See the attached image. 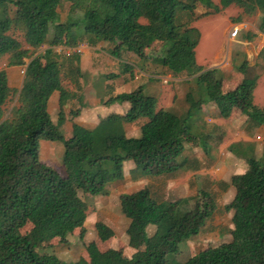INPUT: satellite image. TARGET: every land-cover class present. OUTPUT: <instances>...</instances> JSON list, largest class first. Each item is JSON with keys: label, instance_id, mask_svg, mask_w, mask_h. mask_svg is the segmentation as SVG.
<instances>
[{"label": "trees", "instance_id": "trees-1", "mask_svg": "<svg viewBox=\"0 0 264 264\" xmlns=\"http://www.w3.org/2000/svg\"><path fill=\"white\" fill-rule=\"evenodd\" d=\"M67 1L66 17L61 20L62 0H0V57L7 56V66H25L17 101L9 109L5 106L14 91L5 71H0V264H264V161L252 157L246 160L247 170L230 179L235 195L224 206L232 211L227 243L208 247L184 262L173 261L179 246L196 236L214 213L213 197L199 191L190 199L158 201L145 187L119 196L120 212L130 221L125 231L128 244L136 249L131 257L117 249L101 251L95 242L85 248L88 260L75 263L41 252L51 240L66 242L75 230L83 238L87 206L79 193L107 195V185L122 179L124 162L133 161L140 175L156 177L183 170L186 147L201 148L209 155L211 134L193 130L190 120L208 101L221 118L239 111L250 122L264 125V107L252 103L256 77L246 63L238 68L243 79L227 92L222 91L217 69L204 70L195 63L199 32L189 24L199 17L193 15L197 4L220 11L211 0ZM220 1L221 8L235 4L249 14L259 0ZM178 7L189 13L186 22L176 15ZM259 28L264 31V10ZM83 42L111 44L109 54L116 59L123 50L139 58L149 55L172 74L193 77L199 97L187 94L189 108L184 116H177L157 109L156 99L139 86L102 101L103 105L129 103L123 116L111 114L93 129L74 124L71 135L64 137L63 107L74 98L64 80L77 81L80 71L73 56L78 53L55 50L73 49ZM156 43L160 45L155 56L150 55ZM44 44L48 45L44 53L34 55ZM54 92L59 94L56 123L47 109ZM80 108L68 115L77 117ZM140 119H145L140 135L127 137L123 123ZM40 141L62 144L64 175L40 161ZM191 200L193 206L186 208ZM149 225L155 226L152 236L146 233ZM95 229L101 244L113 237L102 222Z\"/></svg>", "mask_w": 264, "mask_h": 264}, {"label": "crops", "instance_id": "crops-1", "mask_svg": "<svg viewBox=\"0 0 264 264\" xmlns=\"http://www.w3.org/2000/svg\"><path fill=\"white\" fill-rule=\"evenodd\" d=\"M211 2L220 8V11L215 13L211 9H207L204 5L197 4L193 13L196 11L199 12L202 18L198 17V19L190 22L189 26L198 30L196 25L202 19L214 18L216 16L219 20L222 18V21L225 23L222 43L219 47H216L213 40L210 38L216 32L214 26L205 32L204 37L198 30L199 40L193 50L195 63L204 70H218L222 81V91L224 86L228 88L229 85L237 82L235 86L223 92L232 90L241 82L243 75L239 73L238 68L242 63H246L251 68V75L256 77V83L252 91V103L258 108H263L264 31L260 30L259 27L264 10V0H259L257 3H254V10L249 14L244 13V10L235 4H230L225 8H221L220 0H211ZM188 14L189 13L186 11H182V13L179 14L180 20L186 22L189 17ZM220 15H223V17H220ZM232 17H236L237 21L230 23L229 19ZM224 18L229 19L225 22ZM61 20L63 19L61 18ZM140 21L145 23L143 19H140ZM234 27H237L238 32L235 37H230V32ZM206 38H208L207 41H205ZM232 44H234V46H232ZM111 47V44L104 42H99L94 46H90L86 42H83L78 44L77 47H73V49L56 48L55 51L57 53H78V55L74 54L73 56L78 58V68L80 71L78 82H71L67 77L64 80L67 84L66 88L74 95V98L69 99L63 107L65 120L62 124L61 131L64 137H69L71 135L72 126L74 124L86 129H93L101 119L111 114L123 116L130 108L129 103L123 102L120 104L103 105L102 101L107 100L111 96L132 92L139 86L143 88V92L146 96L156 99L157 109L168 110L175 114V109H178V102L183 104V100L186 102V95L192 93L190 89L192 85L191 78L188 77L184 79L186 93L179 95L182 91L177 88L178 83L182 85L181 80L172 78L175 82L167 83L165 81L166 84L162 85L159 79H161L164 74L169 78L170 76L176 77V75L162 68L153 58H150L149 55H145L146 57L144 58H139L134 53L123 50L121 51L120 59H116L109 54ZM47 48V44L42 45L34 55H42ZM206 51L209 52L208 57L204 56ZM25 62L27 63L28 60H25ZM124 65H126V67H124ZM24 69L25 66H7V56L0 57V71H5L8 86L14 91V98L11 106L17 101L18 91L21 88L24 78V73L22 74L21 72L24 71ZM233 71L237 74V79L233 76L229 78V74H233ZM112 74H117L118 76L111 78L110 75ZM150 89L157 90V93L153 94V92H148ZM176 89L177 91L179 90L178 94L175 92ZM58 97V92H54L48 101L47 109L53 123H56V121L53 120L52 116H56L57 118L59 109ZM184 104V111H187L189 104ZM73 105H75L74 109H78L82 106L79 115L74 118L68 115L71 110H74ZM200 117L199 120L192 121L193 130L206 132L205 130H207L208 127H212L216 132L220 133V135H217V133L211 135L209 139V143L215 141V144L218 142V146L220 145L219 148H215L217 151H213L212 153V157L216 156L212 160L213 165H209L207 161L209 157L204 154L201 148L190 147H186L182 155V157L186 159L185 168L172 175H161L156 177L140 175L136 173L133 161L129 160L123 163L122 179L109 183L106 187L108 194L105 196H93L96 198L95 200L100 198V203L103 204V199L109 197L112 201H109L106 206H114V201L116 200V208L119 210L118 212H120V195L131 194L146 187L149 188L153 196L152 185L158 181L160 183L164 182L162 186L159 187L161 189H158L161 195L166 196L165 200L173 201L176 199L190 198L196 195L198 190L221 187L224 190L222 197L228 200L227 203H224V206L231 202L235 195L234 188L229 185L231 177L233 175L243 174L247 170L246 160L248 158L252 157L256 160L264 161V125H257L250 122L248 117L241 114L239 111L232 112L228 118H221L218 115L215 104L211 101L201 106ZM139 121L141 123L139 127L137 126V128H135L136 133L133 135L135 138L140 135V126L145 122V119H140L136 122ZM130 124L132 123H123L125 135H127L126 125L129 126ZM217 138L219 139L217 140ZM213 145H211V147ZM39 149V158L44 164L47 163L42 159H46V157L50 159H53L54 155H57L58 159L62 157V155L60 156L59 154L60 149L56 142L40 141ZM42 152L45 155L43 158L40 157ZM206 167H211V170H207ZM168 197H170V199ZM97 206L99 207V205ZM113 209L115 208L113 207ZM228 215L231 219L232 211H229ZM92 218L95 217H89V224H91ZM123 218L126 222L124 230L126 231L130 221L124 216ZM85 222H87V216ZM96 223L97 221L94 223V228ZM104 224L112 230L114 236L115 230L113 225H109L108 223ZM202 228L200 233L192 238L199 239L203 232ZM232 229L233 225L231 224L230 231ZM154 232L155 226L149 225L146 228L148 236H152ZM127 245L133 250V253L136 252L135 248L129 246L128 237Z\"/></svg>", "mask_w": 264, "mask_h": 264}, {"label": "rangeland", "instance_id": "rangeland-1", "mask_svg": "<svg viewBox=\"0 0 264 264\" xmlns=\"http://www.w3.org/2000/svg\"><path fill=\"white\" fill-rule=\"evenodd\" d=\"M67 2H68L67 0H62V3L60 5V7L58 8L60 17L63 20L66 17V12L68 9ZM181 13L182 12L180 10V7H178L176 15L179 16V14H181ZM193 15L199 16V17L201 16L199 14V12H197V11L194 12ZM220 17H223V15H220ZM200 18H202V17H200ZM227 19H229V18H224V21L227 22L228 21ZM229 21H230V23H234L235 21H237V18L232 17L231 19H229ZM213 26H214V29L216 30V32L210 38L213 40L216 47H219L220 44L222 43V36H223L222 34H223V29L225 27V23L222 21V18H220V20L217 18V16L214 18H205V19H202L200 22H198L196 25V27L198 28V30L200 31V33L202 34L203 37L205 36V32ZM208 38H206L205 41H207ZM20 40H22L21 37H20ZM205 41H204V43H205ZM159 45H160L159 43L154 44V48L152 50H149L148 53L150 55L155 56L154 51L156 50V47H159ZM232 46H234V44H232ZM232 53H234V52H232ZM208 55H209V52L206 51L204 53V56L208 57ZM142 65H143V63H142ZM166 76L167 75L164 74L162 77L163 79L162 78L159 79L160 83L162 85H165L166 82L167 83L175 82L172 78H178L182 82V85L177 82L178 83L177 89L182 91V93H179V95L186 93V91H185L186 90V84L184 82V79L188 78L186 74H184V73L179 74V75H176V77L170 76V78L166 77ZM232 76L235 79L238 78L237 74L234 71H233V74H231V73L229 74V78H231ZM166 78H168V79H166ZM192 79L193 78L190 79L192 81V85L190 86V89L192 91L191 94L194 96L195 99H197L199 97V93H200L199 92V86L195 83L196 81H194ZM236 83L229 85L228 88L229 89L232 88L233 86H235ZM228 88H226L224 86L223 91L228 90ZM177 89L175 92L178 94L179 90L177 91ZM148 92H151V93L153 92V94H154V93H157V90H151L150 89V90H148ZM13 98H14V95L11 96V99L6 104L5 109L10 108ZM184 103H187V102H185L184 100H183V104H181V102H178V109H175L177 116L178 115H180V116L185 115L186 110L184 111V105H185ZM182 105H183V107H182ZM74 108H75V105H73V109ZM173 114H175V113H173ZM52 117H53V120L56 121V116L55 117L52 116ZM200 118L201 117H200V110H199V111L195 112V115L190 120L191 121H197ZM140 123L141 122L139 121V122L132 123L129 126L126 125V127H127L126 128V131H127L126 136L127 137H133V135H135V133H136L135 128H137V126L139 127ZM205 131H206V133H210L211 135H215L216 133H217V135H220V133L216 132V130L212 127H208L207 130H205ZM217 137H219V136H217ZM218 139L219 138H217V140ZM56 144L59 146V149H60L59 154L61 156L63 153V146L60 142H56ZM209 144L213 145V144H215V141H211V143H209ZM219 146H218V142L212 146L210 153L208 155L209 158L207 159V161L209 162V165H211V164L213 165L212 160L216 156L212 157V153H213V151H217V149H215V148L216 147L219 148ZM41 150H43V149H41ZM39 151H40V149H39ZM40 157L41 158L45 157L43 152L41 153ZM54 158H55V161H54ZM54 158L50 159V158L46 157V159H42V160H45L44 162L49 164V166H51L53 169H55L60 175H64V171H63V167H62V163H61V158L59 157V159H58L57 155H54ZM206 168H207V170H211L210 169L211 167H206ZM163 183L156 181L152 185L153 197L158 201H170V200H165L166 196L161 195L159 193V189H161L159 187H161ZM200 191H204L213 197V200L215 203L214 213L212 214V216L210 217V219L206 223L207 226L206 225L203 226V228H202L203 232L201 233L200 238L199 239L192 238L191 240H187L185 243H182L179 246L178 253H176L175 255L172 256L173 261L184 262L188 258L194 256L198 252H200V251H202L208 247H216V246H218L224 242H228L231 240V236L229 235V231H230V227H231V219H230V216L228 215L229 211L224 210V203H227L228 200H226V199H224V197H222V193L224 191L223 188L214 187V188H208V189H204V190H200ZM198 193H199V190H198L197 194L194 195L193 197H196L198 195ZM193 197H190V198H193ZM79 198L87 206V222L84 223L85 234H84L83 238H79V230H75L72 234H70L67 237L66 242H59L57 240H51L50 242H47V244H45V246H43L42 249H40L41 252L53 253L62 261L75 263L80 259L88 260V256H87L85 248L89 243L95 242L101 251L108 249V248H112V249L119 250L121 252V254L124 256H131V254L133 253V250L130 249L127 245V236H126L125 231H124L125 226H126V222H125V219L123 218V216H121L122 215L121 212H118L119 210L116 208L117 207L116 206V200L114 201V206H112V205L106 206V205H108L109 201L110 202L112 201L109 197L103 199L104 200L103 204L100 203V198L95 200L96 198H94L93 196L90 197L89 195H86L83 193H79ZM168 198L170 199V197H168ZM190 198H188V199H190ZM193 203L194 202L191 200L186 208H191L193 206ZM97 205H99V207ZM113 207L115 209H113ZM89 217H95V218H92L93 220H92L91 224H89ZM96 221L108 223L109 225H113V227H114L115 235L112 238H110L109 240H107L105 243L101 244L97 241V237L95 234V228L93 227L94 223Z\"/></svg>", "mask_w": 264, "mask_h": 264}, {"label": "built area", "instance_id": "built-area-1", "mask_svg": "<svg viewBox=\"0 0 264 264\" xmlns=\"http://www.w3.org/2000/svg\"><path fill=\"white\" fill-rule=\"evenodd\" d=\"M237 32H238L237 27H234V28L231 30V32H230V37H235L236 34H237ZM21 73L23 74L24 71H22Z\"/></svg>", "mask_w": 264, "mask_h": 264}]
</instances>
